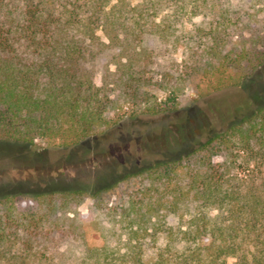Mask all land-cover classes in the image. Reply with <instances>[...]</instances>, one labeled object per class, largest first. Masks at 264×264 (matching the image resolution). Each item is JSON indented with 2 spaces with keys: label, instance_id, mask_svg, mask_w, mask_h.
<instances>
[{
  "label": "trees",
  "instance_id": "obj_1",
  "mask_svg": "<svg viewBox=\"0 0 264 264\" xmlns=\"http://www.w3.org/2000/svg\"><path fill=\"white\" fill-rule=\"evenodd\" d=\"M196 8L192 0H0V142L72 147L112 128L118 120L107 114L140 99L141 114L174 112L173 90L157 102L142 89L158 46L176 53L196 43L200 28L187 26ZM220 19L207 23L196 59L212 91L244 85L264 66V40L221 53L209 36ZM101 56L108 66L97 85ZM131 177L136 189L124 205L104 204L100 191L34 193V208H19V194L0 196V264H60L66 236L81 247L66 264H147L148 249L151 264H264V104ZM82 198L100 219L96 237L66 217Z\"/></svg>",
  "mask_w": 264,
  "mask_h": 264
},
{
  "label": "rangeland",
  "instance_id": "obj_2",
  "mask_svg": "<svg viewBox=\"0 0 264 264\" xmlns=\"http://www.w3.org/2000/svg\"><path fill=\"white\" fill-rule=\"evenodd\" d=\"M192 1L197 8L187 26L200 28L195 34L196 43L189 50L181 48L176 53H167L164 45L158 46L151 84L142 89L151 101L157 102L164 101L168 91L173 90L176 110L152 116L139 112L144 109L143 99L125 103L107 114L108 118L118 120L112 128L99 130L72 147L40 141L35 146L0 142V196L19 194V208H34V193L82 190L91 195L100 191L104 204L124 205L126 195L136 189L131 176L142 166L197 147L214 132L264 104V66L252 81L221 91L209 90L201 69L196 66V59L201 60L202 47L198 44L208 35L207 23L219 16L223 24L209 36L220 42L222 54L234 56L241 50L259 46L264 40V0ZM206 43L210 46L212 40ZM107 66L106 56L97 59L94 78L97 85ZM214 161L221 162L222 158L216 157ZM92 203L90 198L70 202L67 209L71 212L66 217H74L79 232L81 224L86 235L96 237L100 219ZM63 241L56 251L60 264L74 261L81 251L74 238L66 236ZM153 259L154 252L148 249L144 261L151 264Z\"/></svg>",
  "mask_w": 264,
  "mask_h": 264
}]
</instances>
